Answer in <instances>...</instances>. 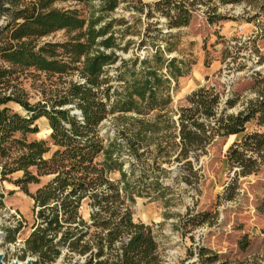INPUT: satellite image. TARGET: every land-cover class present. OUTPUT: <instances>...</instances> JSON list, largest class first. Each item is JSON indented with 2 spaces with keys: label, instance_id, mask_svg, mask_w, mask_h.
Wrapping results in <instances>:
<instances>
[{
  "label": "trees",
  "instance_id": "obj_1",
  "mask_svg": "<svg viewBox=\"0 0 264 264\" xmlns=\"http://www.w3.org/2000/svg\"><path fill=\"white\" fill-rule=\"evenodd\" d=\"M252 1L0 0V180L20 174L14 184L32 199L34 215L17 259L164 264L151 226L133 218L146 172L184 161L182 179L191 184L199 156L218 136L238 137L226 152L234 177L259 172L264 166V93L236 114L217 115L219 95L201 87L187 97V107L174 111L170 79L183 77L187 64L165 58L173 36H162L166 47H156L149 57L125 60L120 53L130 42L122 45L121 40L132 32L120 27L127 24L123 17H112L122 7L131 18L139 15L147 22L161 16L171 30L187 27L202 7L211 24L223 18L216 13L220 6ZM60 3L66 5L57 7ZM60 31L63 41L45 40ZM36 80L52 89L31 103L25 83ZM40 118L48 122L49 141L28 140L38 133ZM106 120L114 124L112 137L101 133ZM251 121L255 129L247 132ZM124 148L137 162L142 157L149 162L138 178L133 168L129 173L123 169ZM115 172L119 179L113 181ZM43 177L50 180L29 194L27 186ZM84 205L87 219L81 213ZM253 206L255 223L264 224V187L255 192ZM193 254L191 264H228L206 248Z\"/></svg>",
  "mask_w": 264,
  "mask_h": 264
},
{
  "label": "rangeland",
  "instance_id": "obj_2",
  "mask_svg": "<svg viewBox=\"0 0 264 264\" xmlns=\"http://www.w3.org/2000/svg\"><path fill=\"white\" fill-rule=\"evenodd\" d=\"M155 1L142 0L146 4ZM65 5L60 3L57 7ZM204 12L203 7L195 11L187 27L168 30L161 16L147 22L139 15L131 18V12L118 8L112 17H123L127 24L120 27L128 26L132 32L121 40L122 45L130 43L127 51L120 55L125 60L145 59L156 47H166L162 36L172 35L167 45L172 52H165V58L175 57L187 64L183 77L175 82L170 79L172 110L187 107V97L193 91L208 87L219 95L217 115L236 114L264 93V0L220 6L216 13L223 18L211 24ZM45 40L63 41L64 33L56 32ZM25 88L31 103L42 98V91L52 89L37 80L27 81ZM36 125L38 133L28 135L27 139L49 141L47 120L40 118ZM251 129H255L254 121L246 124L247 132ZM100 130L112 137L115 127L106 120ZM236 139V136L216 137L207 154L200 155L198 165H194L197 173L189 178L191 184L182 179L186 176L182 167L184 161L162 164L160 168L164 171L153 168L146 172L145 182L139 188L141 196L136 197L132 207L133 218L151 226L164 264H191L198 247L209 249L228 264H264V224L255 223L253 206L255 192L264 187V166L256 174L234 177L236 169H230L226 152ZM190 159H194L193 154ZM121 160L127 173L133 168L135 178L144 168L148 169L146 157L137 162L127 148L122 149ZM19 175L0 180L3 264L24 263L17 259L18 249L34 224L33 201L14 184ZM110 177L116 181L119 174L115 172ZM233 178L235 181L230 186ZM49 180L50 177H43L39 184L28 185V193L33 194ZM81 213L87 219L85 205ZM51 264H62V258Z\"/></svg>",
  "mask_w": 264,
  "mask_h": 264
},
{
  "label": "water",
  "instance_id": "obj_3",
  "mask_svg": "<svg viewBox=\"0 0 264 264\" xmlns=\"http://www.w3.org/2000/svg\"><path fill=\"white\" fill-rule=\"evenodd\" d=\"M1 24H2V19H1V17H0V26H1ZM33 261H34V260L31 259V258H27V259L24 261V263H13V264H32ZM0 264H3L1 255H0Z\"/></svg>",
  "mask_w": 264,
  "mask_h": 264
}]
</instances>
